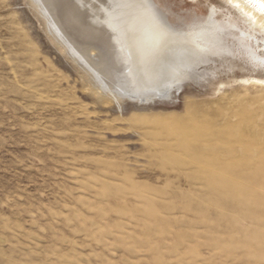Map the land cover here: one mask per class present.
I'll return each instance as SVG.
<instances>
[{"label":"rangeland","instance_id":"obj_1","mask_svg":"<svg viewBox=\"0 0 264 264\" xmlns=\"http://www.w3.org/2000/svg\"><path fill=\"white\" fill-rule=\"evenodd\" d=\"M153 1L175 26L223 6ZM203 60L118 104L0 0V264H264V64Z\"/></svg>","mask_w":264,"mask_h":264},{"label":"bare ground","instance_id":"obj_2","mask_svg":"<svg viewBox=\"0 0 264 264\" xmlns=\"http://www.w3.org/2000/svg\"><path fill=\"white\" fill-rule=\"evenodd\" d=\"M22 1L88 88L118 104L170 97L176 82L209 54L235 52L264 64L253 52L259 42L264 47V0H216L223 6L212 3L204 20L183 26L169 23L153 0Z\"/></svg>","mask_w":264,"mask_h":264},{"label":"snow or ice","instance_id":"obj_3","mask_svg":"<svg viewBox=\"0 0 264 264\" xmlns=\"http://www.w3.org/2000/svg\"><path fill=\"white\" fill-rule=\"evenodd\" d=\"M249 3H253L255 4L257 2V0H248ZM259 7L262 11H264V3H260Z\"/></svg>","mask_w":264,"mask_h":264}]
</instances>
